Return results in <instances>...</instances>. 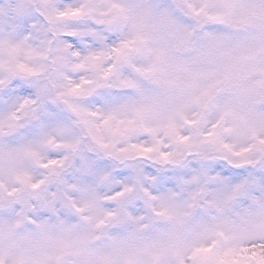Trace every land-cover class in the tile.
<instances>
[{
	"label": "clouds",
	"instance_id": "9594fccd",
	"mask_svg": "<svg viewBox=\"0 0 264 264\" xmlns=\"http://www.w3.org/2000/svg\"><path fill=\"white\" fill-rule=\"evenodd\" d=\"M0 264H264V0H0Z\"/></svg>",
	"mask_w": 264,
	"mask_h": 264
}]
</instances>
